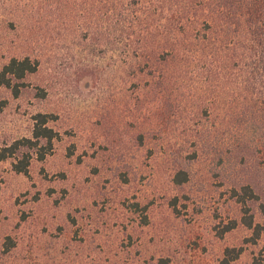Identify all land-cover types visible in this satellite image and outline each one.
<instances>
[{"label":"rangeland","instance_id":"374dc122","mask_svg":"<svg viewBox=\"0 0 264 264\" xmlns=\"http://www.w3.org/2000/svg\"><path fill=\"white\" fill-rule=\"evenodd\" d=\"M122 2L0 0V70L39 63L18 97L0 90V147L31 138L38 113L58 133L44 160L22 147L0 162V264H225L227 249L230 264H264V233L244 224H264V75L254 53L233 60L252 42L220 36L211 58L199 25L188 68L132 71L120 48L139 36L114 25L139 19Z\"/></svg>","mask_w":264,"mask_h":264},{"label":"trees","instance_id":"16d2710c","mask_svg":"<svg viewBox=\"0 0 264 264\" xmlns=\"http://www.w3.org/2000/svg\"><path fill=\"white\" fill-rule=\"evenodd\" d=\"M128 1L126 4L124 2L120 3L123 8L122 12H130L129 8L134 7L136 9L132 12L136 13L139 20L138 22H130L129 25L125 23L121 27V22L125 19L117 17L114 33L127 35L130 39L134 34H137V37L139 36L136 42L124 44L120 48V55L125 54L126 66L131 68L132 71H141L145 67L149 68V71H156V69L158 71H168L172 63L177 65V60L185 61L186 66L189 63L191 64L192 61L190 60V51L187 50L186 39L191 29L202 25L205 32L200 35H204L205 38L209 34L210 36H207L205 40H208V42L214 41L216 44L219 43V49L217 47L214 48L211 58L221 52L224 47V40H221L220 36L231 35L233 40L236 41L241 36L243 37V43L244 41L252 42L253 47L245 46V54L244 52L242 54H234L233 60L234 57L240 56L242 57L240 61H244L248 53H254L256 59L252 65L254 68L251 71H258L260 73L259 76L264 75V0ZM138 8H140V13L137 12ZM168 14L170 16L167 19ZM126 16L129 17V14ZM115 45L117 46V44ZM201 60L206 59L201 58ZM213 60L210 62L212 67L216 70L219 68L220 71V63L217 60V66L216 60ZM195 65L197 67L202 65L203 68H206L199 60H195ZM38 67L39 63L30 57H14L10 59L0 70V90L2 88L9 89L14 97H18L21 87L24 86L25 78L34 74ZM208 71L214 70L208 67ZM6 104V101L0 98V110ZM52 120H54L52 115L36 114L34 116L33 136L15 141L10 146L0 147V162L15 157L22 147H26L28 150H35L38 159L44 160L52 149L53 141L58 136V133L48 125ZM42 141L46 142L45 146H40ZM32 158V153L23 154L22 158H17L13 163V170L19 174L28 175ZM187 180L188 174L184 171L177 173L174 178V182L177 185H181ZM242 191V194L235 191V195H239L241 199L246 197L257 198L249 187H244ZM261 212L264 217V204H261ZM244 224L248 228L253 229L254 241L264 233V224L255 225L253 218H244ZM226 255L225 264H230V261L239 257V251L227 249Z\"/></svg>","mask_w":264,"mask_h":264}]
</instances>
